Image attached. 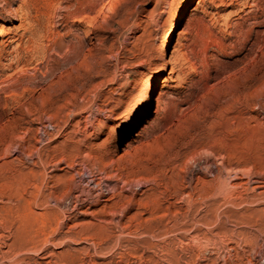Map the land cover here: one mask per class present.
<instances>
[{
	"label": "rangeland",
	"instance_id": "obj_1",
	"mask_svg": "<svg viewBox=\"0 0 264 264\" xmlns=\"http://www.w3.org/2000/svg\"><path fill=\"white\" fill-rule=\"evenodd\" d=\"M263 258L264 0H0V264Z\"/></svg>",
	"mask_w": 264,
	"mask_h": 264
},
{
	"label": "bare ground",
	"instance_id": "obj_2",
	"mask_svg": "<svg viewBox=\"0 0 264 264\" xmlns=\"http://www.w3.org/2000/svg\"><path fill=\"white\" fill-rule=\"evenodd\" d=\"M173 24H174V22L172 21L171 22V24L169 25V28H168V30H167V34H166V38H167V36L171 33V31H172V28H173ZM167 39H165V41H164V45H163V49H162V52H161V54H164L165 53V51H166V41ZM166 62H168V60H166ZM245 124V123H244ZM247 128V127H246ZM230 176V175H229ZM97 184V183H96ZM96 184H94V185H96ZM139 184V183H138ZM84 186H85V184H84ZM97 186V185H96ZM90 189V188H89ZM97 189H98V191H97V193H96V195H93L92 197H94L95 196V198H94V201L96 200H98L99 199V197H103L105 194H108L109 193V190L108 189H102L100 186H99V188H98V186H97ZM77 195V194H76ZM75 195V196H76ZM92 201H93V199H92ZM65 202V201H64ZM76 207V206H75ZM261 258V257H260ZM264 259V258H263ZM260 261H261V259H260Z\"/></svg>",
	"mask_w": 264,
	"mask_h": 264
}]
</instances>
